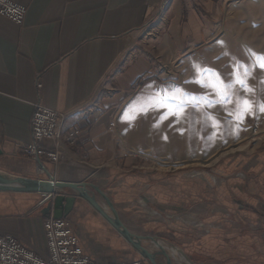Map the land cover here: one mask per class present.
<instances>
[{
	"label": "crops",
	"instance_id": "1",
	"mask_svg": "<svg viewBox=\"0 0 264 264\" xmlns=\"http://www.w3.org/2000/svg\"><path fill=\"white\" fill-rule=\"evenodd\" d=\"M14 1L27 7V13L23 24L0 14V174L89 183L82 191L114 217L107 196L132 233L158 241L178 237V245L188 246L190 235L186 242L180 227L177 232L169 230L163 215L190 209V201L198 198L195 192L200 194L203 185L199 179L187 181L185 175L155 166L144 153L171 148L182 156L186 150H208L205 159H210L231 140L218 139L216 125L206 127L208 131L201 128L198 136L178 126V136L171 132L174 140L167 144L162 135L169 139L170 132L161 126L154 131L153 119L167 113L168 120L181 117L185 122L184 112L176 115L151 108L157 101L151 95L168 81L161 73L164 63L170 67L180 60L191 82L202 75L197 66L206 69L217 60L212 55L231 0ZM38 102L69 113L65 126L81 130L79 142L63 145L57 163L40 162L22 152L32 140L31 120ZM227 126L233 131V126ZM50 143L45 141L46 146ZM221 165L232 172L227 188L237 196L226 205L228 211L243 223L253 220L264 228V150L230 155ZM236 170L246 172L244 179L235 175ZM45 195L0 189V233L15 235L41 256L48 254ZM205 205L191 210L206 221L223 222L224 209L214 212ZM67 218L91 259L153 264L87 199L77 197ZM217 228L209 240L196 243L194 239L200 254L231 263L255 258L264 262L261 238H251L249 231L228 223ZM235 245L241 247L236 258ZM166 261L165 256H157L158 264Z\"/></svg>",
	"mask_w": 264,
	"mask_h": 264
},
{
	"label": "rangeland",
	"instance_id": "2",
	"mask_svg": "<svg viewBox=\"0 0 264 264\" xmlns=\"http://www.w3.org/2000/svg\"><path fill=\"white\" fill-rule=\"evenodd\" d=\"M231 3L226 26L224 25L222 37L217 43V52L212 55L217 60L206 68L213 70L218 76L202 72L200 77V80L210 86L205 87L201 83L190 82L188 76L184 74L181 61L174 60L170 67L167 65L168 63L163 64L161 73L164 72L163 77L168 81L151 95L157 97V101L151 106L153 109L169 110L167 107H157L161 98H164L169 106H176L186 101L183 107L178 109L179 112H184L185 122L181 117H173L169 120L168 117L153 119L152 128L154 131L160 130L159 126H161L165 128V131L170 132L169 139L166 138V135H162L167 140V144L174 140L172 137L174 130L176 136L180 130L198 136L199 134L196 132L201 128H213L215 125L219 133L217 134L218 139L231 140L230 146L220 149L210 159H205L208 150H186L182 152L185 153L182 156L173 154L171 148H168L170 153H161L160 150H151L148 152L149 154L144 153L146 156L152 157L155 166L168 169L170 174L185 175L187 181L199 179L203 185L200 194L195 192L198 198L190 201V209L182 211V213L163 215L164 222L169 225V230L177 232L176 230L180 227L182 235L186 236V242L190 235L189 245L185 247L176 243L178 242L177 235H175L177 238L172 241H165L180 249L191 264H264L263 260L260 261L259 258L247 260L244 263L223 261L220 256L211 260L207 255L200 254V249L193 243L194 239L196 243L209 240L214 231L219 229L217 227L223 228L228 223L237 229L249 231L251 238H261L260 248L261 251H264V228L261 223H256L253 220L250 223H243L228 211L226 205L231 201V197L234 200L237 196H232L227 188L231 183L228 180L233 176L232 172L225 171L224 166L221 165L230 155L264 150V111L259 110V105L264 104V69L258 66L257 59L264 57V0H231ZM208 56L209 54L203 55L202 61ZM244 66H248L250 69V75L244 77L247 87L252 90L250 92L245 91L239 83L235 82L236 74L242 75ZM196 79L195 76L192 80ZM218 80L223 81V85L229 86L226 94H224L223 85L218 84ZM213 84L217 86L214 88L211 86ZM185 93L190 94V97L194 99L184 95ZM241 97H246L255 106V111L254 114L244 115L242 119L238 120L237 101ZM142 106L140 105L139 108ZM227 124L233 126V131H230ZM178 126L181 128L180 130ZM255 126L260 128L258 134L254 132ZM165 139L163 141L166 143ZM158 153L161 156L166 155L167 158H158ZM234 173L239 178H243L246 172L236 170ZM204 204L208 206L207 209L214 210V212L219 208L224 209L223 222L216 219L206 221L200 213L191 210L195 209V206L203 207ZM236 248L239 247L235 245L234 251ZM240 248L238 252L236 251L234 258L241 254ZM255 252L258 251L255 250ZM173 261L178 264L174 259Z\"/></svg>",
	"mask_w": 264,
	"mask_h": 264
},
{
	"label": "built area",
	"instance_id": "3",
	"mask_svg": "<svg viewBox=\"0 0 264 264\" xmlns=\"http://www.w3.org/2000/svg\"><path fill=\"white\" fill-rule=\"evenodd\" d=\"M26 13L27 7L24 5L14 0H0V14L15 23L23 24ZM37 86H42L39 80ZM68 115L69 113L52 109L41 102L36 103L31 120L32 140L22 147L23 155L40 162H59L63 145L76 144L81 138L79 128L68 129L65 126ZM115 125L114 122L111 123L112 127ZM259 131L260 128L255 126V134ZM46 140L51 142L50 146L45 145ZM44 228L47 237V256H41L26 248L13 234L0 233V264H106L91 259L85 253L67 217H48L44 222Z\"/></svg>",
	"mask_w": 264,
	"mask_h": 264
},
{
	"label": "water",
	"instance_id": "4",
	"mask_svg": "<svg viewBox=\"0 0 264 264\" xmlns=\"http://www.w3.org/2000/svg\"><path fill=\"white\" fill-rule=\"evenodd\" d=\"M89 183H65L61 181L54 180H37V179H28L23 177H18L14 179H7L0 175V189L4 190H14V191H25V192H40L46 193L44 197V203L46 204L44 208V213L48 217L54 218H64L68 217L76 203L77 197H82L90 201L97 209H99L109 220L110 222L130 241L132 242L137 249L141 251L143 256L149 259L153 264H158L157 256L163 255L166 257L167 261L165 264H174L170 259L166 251L150 252L141 244V239L152 240L155 243H159L157 238L152 236H138L132 233L124 223L119 219L117 215V210L112 204L111 200L105 196L106 201L109 207L114 212V217H110L103 211V207L100 206L95 199L89 197L85 191H82V188ZM92 185V184H91ZM69 190H73L77 195L70 194ZM103 193V192H102ZM104 194V193H103Z\"/></svg>",
	"mask_w": 264,
	"mask_h": 264
},
{
	"label": "snow or ice",
	"instance_id": "5",
	"mask_svg": "<svg viewBox=\"0 0 264 264\" xmlns=\"http://www.w3.org/2000/svg\"><path fill=\"white\" fill-rule=\"evenodd\" d=\"M258 66L262 69H264V57H258ZM239 67V66H238ZM203 71V72H208V73H211V74H214V75H217L216 73L213 72V70H209V69H200L198 66H197V72L198 74ZM250 75V69L248 66H244V71H243V74H236V83H239L244 89L245 91H252L250 88L247 87V81L244 77ZM193 83H201L202 86H210L209 84H206L205 82H203L202 80H200L199 78L192 81ZM218 84L220 85H223V81H219L218 80ZM212 87H216L217 85L213 84L211 85ZM228 85H223V90H224V94H226L227 92V89H228ZM179 91V90H178ZM184 95L186 96H189L190 97V94H187L185 93ZM170 98H175V97H170ZM192 98V97H190ZM194 99V98H192ZM184 103H186V101H183L181 102L180 104L176 105V106H169L166 102V100L164 98H161L157 104V107H167L169 108V111L172 113V114H176L178 115V109L183 107ZM237 104H238V108H239V113L237 115V119H242L244 115H247V114H254V111H255V106L246 98V97H241V98H238V101H237ZM259 110L260 111H264V104L262 105H259ZM144 114H147V108H145L144 110ZM163 118H167V113L165 114ZM211 118V117H210Z\"/></svg>",
	"mask_w": 264,
	"mask_h": 264
},
{
	"label": "bare ground",
	"instance_id": "6",
	"mask_svg": "<svg viewBox=\"0 0 264 264\" xmlns=\"http://www.w3.org/2000/svg\"><path fill=\"white\" fill-rule=\"evenodd\" d=\"M1 176L7 179H14V177H6L4 175ZM142 241L143 247H145L150 252L166 251V253L169 255L170 259L174 264L175 262L173 261V259L178 264H191L187 256L180 249L176 248L175 246L171 245L166 241L161 240L158 244L153 242L152 240L147 239H143Z\"/></svg>",
	"mask_w": 264,
	"mask_h": 264
}]
</instances>
